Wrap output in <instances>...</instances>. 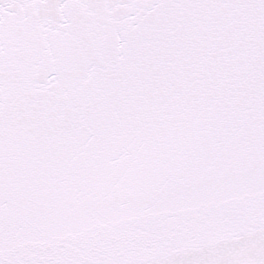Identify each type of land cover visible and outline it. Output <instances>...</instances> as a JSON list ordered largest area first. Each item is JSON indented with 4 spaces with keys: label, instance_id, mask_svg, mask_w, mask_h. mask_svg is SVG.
<instances>
[{
    "label": "snow or ice",
    "instance_id": "obj_1",
    "mask_svg": "<svg viewBox=\"0 0 264 264\" xmlns=\"http://www.w3.org/2000/svg\"><path fill=\"white\" fill-rule=\"evenodd\" d=\"M0 264H264V0H0Z\"/></svg>",
    "mask_w": 264,
    "mask_h": 264
}]
</instances>
